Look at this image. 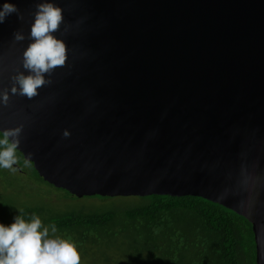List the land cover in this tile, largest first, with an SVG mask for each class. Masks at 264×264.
Masks as SVG:
<instances>
[{"label": "water", "instance_id": "water-1", "mask_svg": "<svg viewBox=\"0 0 264 264\" xmlns=\"http://www.w3.org/2000/svg\"><path fill=\"white\" fill-rule=\"evenodd\" d=\"M5 2L23 19L0 24V90L28 75L22 54L44 0ZM49 2L63 10L53 35L66 65L31 100L9 92L0 134L23 126V160L31 153L38 176L76 198L191 196L225 207L251 224L264 264V0Z\"/></svg>", "mask_w": 264, "mask_h": 264}, {"label": "trees", "instance_id": "trees-1", "mask_svg": "<svg viewBox=\"0 0 264 264\" xmlns=\"http://www.w3.org/2000/svg\"><path fill=\"white\" fill-rule=\"evenodd\" d=\"M16 157L44 182L17 150ZM64 192L67 197L76 198ZM135 198L142 202L121 211L55 214L44 220V225L51 230L54 224L59 238L76 247L89 240L91 245H97V240L90 238L95 236H100V245L105 241L114 245L120 240L127 251L125 264H255L251 224L236 213L198 197ZM33 214L40 218L42 211L17 212L12 205L1 204L0 224L14 221L18 215L31 222Z\"/></svg>", "mask_w": 264, "mask_h": 264}, {"label": "clouds", "instance_id": "clouds-1", "mask_svg": "<svg viewBox=\"0 0 264 264\" xmlns=\"http://www.w3.org/2000/svg\"><path fill=\"white\" fill-rule=\"evenodd\" d=\"M12 14H17L18 19H23L14 4L5 2L0 5V24ZM33 17L29 33L32 42L22 54V68L28 75L17 72L10 77L11 88L0 90V105H8L9 92L29 100L33 99L39 94L38 89L52 83L50 79H45V76H51L55 69L66 65L67 46L63 40L53 35L60 31L64 23L63 10L53 2L44 0L36 5ZM70 27L65 25L62 35L67 33ZM13 38L16 42L25 39L19 31L13 33ZM22 127L2 132L0 168L15 171L13 165L17 163L16 150L20 144ZM69 135L67 130L63 132L65 138ZM30 160L31 153L25 162L28 163ZM219 198L223 199L224 196ZM50 227L54 234L55 225ZM0 264H80V255L76 246L68 240L49 238V227H43L35 214L32 215L31 222H26L18 215L9 226L0 224Z\"/></svg>", "mask_w": 264, "mask_h": 264}, {"label": "rangeland", "instance_id": "rangeland-1", "mask_svg": "<svg viewBox=\"0 0 264 264\" xmlns=\"http://www.w3.org/2000/svg\"><path fill=\"white\" fill-rule=\"evenodd\" d=\"M13 168L15 171L0 168V205L10 204L17 212L24 209H40L42 214L39 219L43 227H47L44 225V220L55 214L69 212L100 214L113 210L121 211L142 202V199L135 197L105 200L90 197L69 198L63 190L37 179L28 164H20L17 159ZM9 222L4 226L14 223L12 219ZM59 236L49 229V238H59ZM90 238L97 240V245H91L89 240L76 247L80 255V264H125L128 258L127 251L120 240H116L114 245H108L106 241L100 245V236Z\"/></svg>", "mask_w": 264, "mask_h": 264}]
</instances>
